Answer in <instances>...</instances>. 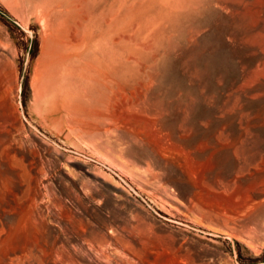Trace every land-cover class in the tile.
Returning a JSON list of instances; mask_svg holds the SVG:
<instances>
[{
    "label": "rangeland",
    "instance_id": "rangeland-1",
    "mask_svg": "<svg viewBox=\"0 0 264 264\" xmlns=\"http://www.w3.org/2000/svg\"><path fill=\"white\" fill-rule=\"evenodd\" d=\"M168 5L0 0L5 247L21 217L67 263L264 264V206H245L264 158V0ZM21 171L45 194L29 208Z\"/></svg>",
    "mask_w": 264,
    "mask_h": 264
},
{
    "label": "bare ground",
    "instance_id": "bare-ground-1",
    "mask_svg": "<svg viewBox=\"0 0 264 264\" xmlns=\"http://www.w3.org/2000/svg\"><path fill=\"white\" fill-rule=\"evenodd\" d=\"M169 2V5L167 6L168 8L170 9H173L174 10V6L175 8H178L177 6V0H167ZM161 2H163V0H161ZM179 3V2H178ZM222 6V5H221ZM180 7V6H179ZM184 11V10H183ZM187 10H185L184 12H186ZM182 12V11H181ZM166 13V12H165ZM183 14V12H182ZM181 14V15H182ZM165 17V16H164ZM181 17V16H180ZM183 17H185L183 15ZM187 18V17H186ZM174 24V23H173ZM1 48V46H0ZM105 60V59H104ZM107 60V59H106ZM129 62V61H128ZM118 65V64H117ZM120 66V65H118ZM97 68H100L99 66ZM102 68V67H101ZM100 68V69H101ZM104 69V73H105V68L103 67ZM122 69V68H121ZM120 69V71H121ZM102 71V70H101ZM118 70V72H120ZM107 72V71H106ZM109 74H111L109 72ZM104 76V75H103ZM112 76L115 77V75L113 74ZM117 76V75H116ZM119 76V75H118ZM115 77V78H119V77ZM127 76V75H126ZM129 78V77H128ZM110 80V79H109ZM119 80V79H118ZM121 80H123L121 78ZM127 80V79H126ZM111 81V80H110ZM125 81V80H124ZM114 82V81H112ZM111 83V82H110ZM2 84V83H0ZM109 84V83H107ZM124 84V83H123ZM126 85V84H125ZM124 85V86H125ZM2 86V85H1ZM1 86H0V89H1ZM113 86V85H111ZM131 87V85H129ZM4 87V86H3ZM114 88V87H113ZM128 89V88H127ZM129 90V89H128ZM2 94V93H1ZM0 94V95H1ZM113 94V93H112ZM121 94V93H120ZM115 95V94H114ZM110 97V96H109ZM117 97V96H115ZM114 98V97H113ZM2 99V97H1ZM109 100V99H108ZM107 103V102H106ZM13 105V104H12ZM102 105V104H101ZM10 106V105H9ZM103 106V105H102ZM8 108V107H7ZM95 109V108H93ZM8 110V109H7ZM90 110V109H89ZM9 111V110H8ZM15 111L16 109L13 108V107H10V114H15ZM92 113V112H91ZM101 113H104V112H101ZM110 113V112H109ZM113 113V112H111ZM114 114V113H113ZM20 116L18 115H13L12 117V122H13V126L14 127H17L19 125H22V120H20L21 118H19ZM8 157V156H7ZM15 157V156H14ZM16 158V157H15ZM4 162H6L5 160H7V158L4 160V158H2ZM10 159V158H9ZM17 160V159H16ZM8 161V160H7ZM14 161V159H13ZM9 163V162H8ZM7 163L6 167L9 165ZM15 163V162H13ZM5 164V163H4ZM17 164H19L17 162ZM24 165V163H23ZM25 169H28V168H25ZM13 170V169H12ZM11 170V171H12ZM29 170V169H28ZM10 171V172H11ZM17 172V170H16ZM15 172V174H16ZM22 172V171H21ZM248 175L250 176V178H252L255 182V185L256 187L252 190L251 192V195H250V200L248 203L245 204V206H247L248 204L250 203H257L259 205H263L264 206V158L261 159L259 162H256L254 165H253V168H249L248 169ZM26 176V174L24 172L22 173H19V174H16V177L18 179V183L19 184V189L21 190V195L22 194H25L26 196L25 197H22L21 199H23V203L22 205H20L21 208H26L29 204H31L32 202H34V200L36 199L35 197H40L41 195V190L42 188L39 189V187L37 186V184H35L36 186V189H35V195L34 197L31 196V195H28L26 194V190L23 188V185H24V180L23 178ZM32 182H35L36 183V180L33 178L32 179ZM27 183V181H26ZM1 186V185H0ZM43 186V185H42ZM6 187V186H4ZM14 187V186H13ZM45 188V187H44ZM11 189V188H10ZM1 191V190H0ZM46 191V190H45ZM9 193V192H8ZM13 193V192H12ZM12 193H11V196H12ZM20 194V193H19ZM20 195V196H21ZM45 194H42L41 196H43ZM8 196V195H7ZM10 196V195H9ZM8 196V197H9ZM5 202V206L2 208V212L4 214L5 217L8 218V220L11 218L12 219V216L14 215H18V212L19 210H16L14 209L13 207V204L15 205H18V200L16 199L15 196H12ZM44 197V196H43ZM20 199V201H21ZM2 203V202H1ZM4 203H2L3 205ZM56 206V205H55ZM7 207L9 209H7ZM16 207V206H15ZM58 207V206H57ZM29 208V206L27 207ZM62 208V206L60 207ZM41 209V206L40 208ZM37 209V210H39ZM59 209V208H58ZM36 210V211H37ZM33 211V209H32ZM39 212V211H38ZM54 212V211H53ZM60 213V211H59ZM31 214V213H30ZM56 214V213H55ZM66 215V214H64ZM75 215V214H74ZM46 216V215H45ZM63 216V215H62ZM75 217V216H74ZM30 218V217H29ZM34 218V217H33ZM37 218V217H36ZM48 217H46V220H47ZM70 219V218H68ZM67 219V220H68ZM75 219V218H74ZM77 219V218H76ZM13 220V219H12ZM20 221V224H21V232H22V237H21V241L19 240V242L14 245V246H10L7 248V246L5 247L6 243H7V240H8V237L6 236L7 234V229L6 227H4V223L3 221L1 220V217H0V264H71V263H67L66 261V252L62 249H53L51 248L50 250L46 251L44 246L40 244V242L37 240V237L34 239H31L30 236L26 233V230L29 228V223L28 222V219H22L20 217L19 219ZM36 220V219H35ZM43 220V218H42ZM62 220V219H60ZM11 221V220H10ZM9 221V222H10ZM14 221H15V218H14ZM75 221V220H74ZM46 222V221H45ZM78 222V221H77ZM6 223V222H5ZM13 223V222H12ZM61 223V222H60ZM32 224V223H31ZM48 225V224H47ZM69 225V224H68ZM41 226V225H40ZM64 226V225H63ZM73 226V229L75 231V233H78L79 232V229H77V226H75L74 224L72 225ZM17 227V226H16ZM67 227V226H66ZM70 227V226H69ZM80 227V225H79ZM45 230L47 229L46 227H44ZM85 229V227H83ZM43 229V227H42ZM87 229V228H86ZM29 230V229H28ZM41 230V229H40ZM81 230V229H80ZM92 230V229H91ZM71 231V230H70ZM73 231V230H72ZM42 232V231H41ZM81 232V231H80ZM33 233V232H31ZM69 233V232H68ZM71 233V232H70ZM74 234V232H73ZM72 234V235H73ZM35 235V234H34ZM45 235H46V232H45ZM44 235V236H45ZM44 237H42L43 239ZM47 237H45V240H46ZM57 238V236H56ZM59 238V237H58ZM17 240V239H16ZM92 240V239H91ZM47 241V240H46ZM59 241L56 239V242ZM48 242V241H47ZM50 242V241H49ZM49 242H48V246H49ZM54 242V241H53ZM87 242V241H86ZM43 243V242H42ZM46 243V242H45ZM55 243V242H54ZM53 243V244H54ZM59 244V243H58ZM68 244V243H67ZM66 244V245H67ZM92 244V243H91ZM91 244H89L88 246V252L91 253L92 250H93V247L94 245L92 246ZM65 245V244H64ZM86 245V244H85ZM55 246V245H54ZM56 246L57 243H56ZM61 246V245H60ZM59 246V247H60ZM53 247V245H52ZM65 247V246H64ZM68 248V247H67ZM33 250H36L37 253H41L40 255H33L32 254V251ZM39 251V252H38ZM70 252V250H69ZM68 252V254H69ZM73 252V251H72ZM86 253V252H85ZM83 253V254H85ZM88 253V255H89ZM87 254V253H86ZM69 257V256H68ZM72 258V257H71ZM89 258V257H88ZM70 259V257H69ZM71 260V259H70ZM76 260V259H75ZM72 261V260H71ZM74 262H77V261H74ZM73 264V263H72ZM76 264V263H75Z\"/></svg>",
    "mask_w": 264,
    "mask_h": 264
}]
</instances>
